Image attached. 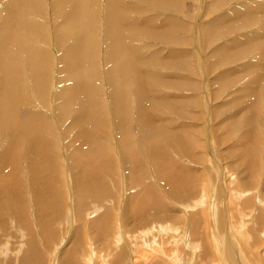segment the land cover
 Instances as JSON below:
<instances>
[{
  "label": "rangeland",
  "instance_id": "374dc122",
  "mask_svg": "<svg viewBox=\"0 0 264 264\" xmlns=\"http://www.w3.org/2000/svg\"><path fill=\"white\" fill-rule=\"evenodd\" d=\"M57 1L29 0L25 4H20L25 12L23 18L28 21L29 25L32 23L36 25V27L33 26L35 35L31 36V43L36 44L37 42L35 46L46 54L45 57L48 56L47 61L49 62L41 65L45 70L48 68L49 72L45 71L44 76L43 71L39 70L41 75L36 74L37 85H35L32 75L29 72L26 74V70H23L24 73L21 70L20 76L23 78L24 74V83L20 94L23 96L19 98L20 101L17 99L7 102L8 104L13 102L12 104L15 105L18 120L27 119L26 116L30 118L28 120L35 119L31 121L37 123V142H32V145H35L37 149L35 146L32 147L36 155L33 156L34 166L31 167L33 170L30 172L31 165L26 160V156H23L26 154L22 151L27 143L22 142L17 149H11L5 138H0V158L3 156L1 153L6 150L13 153L11 165H3L0 162L2 168L0 172V253H3L0 254V264H19L21 260L19 257L22 256L24 249L31 248L29 243H31L32 236L29 234L27 221L30 217L32 225L33 217L38 227L37 212H35L36 215L29 214L34 212L33 208L28 211L27 215L23 214V208L26 206V202H22L23 196L30 197L37 187L48 205V201L51 203L52 193H62V197L69 199L65 203L66 210L71 203L69 202L71 198L69 189L66 187L68 184L75 183L80 169L75 167L85 161V158H81L83 161L78 160L77 151H80L81 157L83 154L84 157L85 154L88 157L89 154L86 165L94 166L95 164V168L98 167L101 170L99 179H102L106 173L113 181L117 179L116 182H118L121 169H126V165L131 166L124 154L128 151L127 144L131 142L137 160L141 161L138 162L135 159L137 164H140L138 166L145 165L151 170H149L152 173L149 180L155 185L157 196L166 206L162 210L164 214L177 215L181 206L185 207L189 199L196 197L195 193L201 195L204 192L211 204H209L210 212L215 211L217 214L220 212L221 218L227 219V222L233 220L234 226L230 223L231 227L238 228L239 219L232 218L238 215L225 217L224 210L230 213L236 208L235 213L237 214L238 207L244 202L238 199L237 205L233 204L231 208L225 203L228 194L230 193L231 196L237 194V197L259 194L264 199V17L262 15L264 12L258 9L259 5H264V0H119L118 10L122 11L120 14L123 17L121 28L124 35H127L129 51L135 53L138 59L133 60V63L139 69L138 75L144 78L142 80L145 82L147 80L143 94L147 98L140 102L136 96L138 94L137 82L134 81L132 75H127L131 82L128 81L126 84L128 99H126L123 111L124 116L119 113L120 119L124 118L122 126H119L114 117L116 109L111 104V97L115 90L110 84L109 77L114 67L112 66L113 61L117 60L111 59L110 54L107 58L111 42L106 36L105 12L109 4L108 0H92L91 9L87 7L93 13L92 28H89L88 32L91 34L93 31L94 39L97 37L94 52L96 51V62H99L96 63L97 67L94 71L95 84H93L96 94L92 97V106H95L97 110L96 120L98 121L94 120L93 128L88 127L90 133L88 142L93 140L91 143L92 145L94 143L93 146L91 144L85 146V143L84 145L79 139H75V134L71 129L73 112L65 113L66 116L59 115L58 112L59 103L65 99L64 94L72 86V80H68L67 75L62 73L67 66L62 62V57L71 47L70 45L74 44L75 39L72 37L77 34L70 30V28L75 30L76 25L71 24L68 27L65 21L77 13V8L74 7L81 0L67 2L59 0L58 4ZM3 3H7V0H0L2 8L5 6ZM1 12L0 27L6 20H2L3 11ZM14 28H16L14 22L8 25L9 30ZM40 57L44 58L43 55ZM107 59L112 60L113 64L107 62ZM258 76L262 80L255 83L253 78ZM59 94H63V97H58ZM42 121L45 124H42ZM132 137L133 141H131ZM247 150L252 156L256 155L254 156L256 164H252L255 162L252 160L251 164L247 163L249 159L246 157L249 154ZM160 152L164 153L168 165L169 163L174 165V161L178 162L175 165L177 170L173 168L176 172L180 171L178 167L183 168V177L180 178L190 180L192 185L190 190L183 191L178 188L176 192L174 189L177 186L176 182L170 185L164 175L156 173L152 164H158L157 157L150 156L149 153L154 155ZM150 162L153 163L150 164ZM137 164L135 163L134 166ZM34 168H36V175L33 181L31 178L32 174L34 176ZM108 170L116 177L109 174L110 172L107 173ZM178 187H180L179 183ZM120 189L122 190V187ZM110 190L111 193L105 203L108 207L112 205V210H117V213L119 207L117 209L111 200L114 196L123 200L125 194L119 191L118 196L115 189L111 187ZM29 191L32 192L28 193ZM18 196L21 202L18 201ZM195 201L204 202L202 198ZM212 206L216 209L214 207L215 210H213ZM195 209L201 210L200 208ZM230 209L233 210L230 211ZM57 210H61V207ZM255 210L257 209L248 206V212L252 215L256 213ZM89 211L91 210L88 208L86 212L89 213ZM152 213L157 212L152 211ZM54 215L60 216L59 212H55ZM52 216L53 212L49 210L47 219L54 220L55 216L54 218ZM65 220L66 223L70 221L67 218ZM129 221L130 219L127 223ZM52 223L47 226V232L52 231L55 238H51L53 239L50 242L52 245L45 244L46 241L40 245L41 261L39 264H48L51 261L48 262L51 258L48 254L53 251L55 245H58L54 250L56 260L61 258V254L63 257L64 250L71 245V242L68 243L69 239L76 231L73 227L77 224L75 220L73 225H70V222L66 224L68 231L63 229L64 226H52ZM122 224L125 223L122 222ZM35 227L33 224L32 230L35 236L43 239L42 233H37ZM58 232L59 235L56 236L55 233L58 234ZM226 233L228 238V231ZM233 236L239 237L237 233ZM161 237H156V243L152 244L155 248L157 247V250L159 249V252H163L160 241L164 242L166 238L161 239ZM62 239L65 243L60 241ZM195 242L200 243L201 241L197 239ZM169 244V242L166 243L165 249L171 248L173 253H180L181 257L176 260L178 264L186 260L191 261L192 264H197L199 260L198 264H205L206 261L214 263L210 258L200 256V249L198 250L194 245L188 247L189 252L185 255L175 243ZM243 247L247 248V246ZM62 250L63 253H61ZM52 255L55 256L51 252ZM81 262L80 260L78 264ZM251 263L254 264V262Z\"/></svg>",
  "mask_w": 264,
  "mask_h": 264
},
{
  "label": "bare ground",
  "instance_id": "6f19581e",
  "mask_svg": "<svg viewBox=\"0 0 264 264\" xmlns=\"http://www.w3.org/2000/svg\"><path fill=\"white\" fill-rule=\"evenodd\" d=\"M27 1L29 0H7V3H3V5H5L4 8H2L1 6L2 4L0 5V12L3 11L2 20L6 19L3 22L2 26L0 27V38H2L0 39V138L1 139L5 138L7 144L10 146L9 148L11 149H17L22 144V142L27 143L22 151L26 154L23 156H26V160L31 165V166L29 165L31 172L33 170L31 167L34 166L33 156L35 154L33 153V151L35 150L32 148L35 145L33 146L32 142L34 143L37 142V132H36L37 123L35 124V122L31 121V120L35 121V119L28 120L29 118L28 116H26L27 119L18 120L15 112L16 111L15 105L12 104L13 102L10 104L7 103L8 101L10 102V100L12 101L18 99L20 101V99L23 96L22 94H20L24 83L23 70H26V74L29 72V74L32 75V81L35 85H37L36 83L37 81L35 77L36 74L38 73L40 74L39 70L43 71L44 76H45V71H48V68L45 70L44 66L41 65V64L45 65L47 62H49L47 61L48 56L45 57L46 54L44 52H41L39 48L35 46L37 42L36 44L31 43V36L35 35V28L33 26L36 27V25L34 23L29 25L28 21H26L23 18L25 12L24 9L20 7V4H25ZM62 1L67 2L69 0H62ZM58 2L59 0L57 1V4ZM118 2L119 0H108L109 6L106 9L107 11L105 10L106 11L105 19L107 24L106 36L109 38V41L111 42V44H109L107 58H108V54H110L111 59L117 60V61H113L114 65L112 66L114 67L113 68L111 67L112 69L110 71V77H109L110 84L115 87V88L113 87L115 93L111 97L112 99L111 104H113V108L116 109L114 110L115 112L114 117L117 119L119 126H122L124 124L123 121L124 118L120 119L121 117L119 116V113H121L124 116L123 111L125 109V103L127 101L126 99H128L126 97L127 96L126 87H128L126 84L128 81H130V79L127 75H132L134 81L137 82L136 85H137L138 94L136 96H137V100L140 102H142L144 98H147L145 95H143L147 80L146 82L145 80H142L144 78H141L138 75L139 69L133 63V60H138V59L137 57H135V53H131L129 51L130 49L127 45V39H126L127 35L126 34L124 35V31L121 28L123 17L121 15L122 11L118 10ZM91 4H92V0H81L80 2H78L77 6L74 7L77 8V13L69 17L68 20L65 21V24L68 27H70L71 24L76 25L75 30L72 28H70V30L72 33L77 32V34L74 37H72L75 39V40L73 39L74 41L72 40L74 44L70 45L71 47L65 52L66 54L62 57V62L67 66L66 68H64L65 66L61 67L64 68L62 73L64 72V74L67 75L68 80H72V86L71 87L69 86L70 88H68V91L66 92V94H64L65 99L62 100L58 105L59 115L62 114L64 116L65 113L67 112L74 113L71 129L75 134V139H79L81 142H83V144L85 143L86 144V145L84 144L85 146L93 142V140H90L88 142L89 140L88 138L90 137L88 127L91 128L92 126H94L95 121H98L96 120L97 110H95V106L94 107L92 106V97H94V95L96 94V88H94L95 87L94 71L97 67L96 66L97 57L95 55L96 51L94 52V47H95V39L97 37L94 39L93 31L91 34H89L88 32L89 28H92L91 25L93 23L92 22L93 13L87 9V7L89 8L91 7ZM258 9L261 12H264V5H259ZM262 15L264 17L263 13ZM12 22L16 24V28L9 30L8 25ZM9 28H11V26ZM41 55H43L44 58L40 57ZM107 62L111 63L112 60L107 59ZM86 63L89 65H87ZM21 70L23 71L22 73L23 78L20 76L22 72ZM257 71L259 70L257 69ZM254 78L253 81L255 83L260 82L262 80V78L259 76L256 77L255 79ZM24 81L26 83V80ZM249 93L251 94V92ZM61 96L63 97V94L58 95V97ZM13 112H15L14 113L15 115H13ZM65 118L67 119V117ZM41 123L45 124L44 121H42ZM131 141H133V137ZM122 143H120V145ZM93 145L91 144V146ZM132 145H133L132 142L131 144L130 143L127 144L128 151L124 150L125 151L124 154L126 156L125 159H127V161L130 163L131 166L126 165V169L124 168L121 169L122 171H120V174L118 175L119 178L118 182H116L117 179L113 181L111 179V176H107L106 173L105 175H103L104 178L102 177V179H99L100 177L99 174L101 173V170L98 167L95 168V164L94 166L86 165L87 164L86 159L90 157L89 154L88 157H86V154L85 157L84 154L83 157H81L82 155H80V151H77L79 153L76 154L78 160L83 161L81 160V158H85L84 161L85 164L83 162V164L80 163V165L78 164V166L75 167V168L77 167L80 168L78 171L79 176L77 177V180L75 181L74 184H70V185L68 184L67 186L69 188L66 187L67 189H69L68 191L71 197L69 201L71 202L70 207L69 208L67 207L68 209V210L66 209L67 211L65 210L66 208L65 203L66 201L68 202L69 199L67 198L65 199V197H62V193H57V194L52 193L53 196L51 199V203L50 201H48V205L47 202L44 201V198H42L40 189L37 187L36 190L33 191V193L30 195V197L29 196L24 197L23 195H21L23 196L24 199L22 202L23 203L26 202V206L23 208V212H24L23 214L27 215L28 211L34 208V212L29 214L34 215L35 212H37L38 227L36 225L37 224L36 221L33 220L32 216H31L32 225L30 223L31 220L30 217L28 218V221L26 220L28 222L27 227L29 230V234H31L30 236H32V238L30 239L31 243H29L31 248L26 247L24 249L22 256L20 255L21 257H19L21 258L20 261L18 260L19 264H39L41 261L40 245L45 241L47 242V243L45 242V244H49L55 238L54 237L55 235L54 236L52 235L54 234L52 231L47 232V226L48 225L50 226V224L54 221V223H52V226L54 225H57L59 227L64 226L63 229L66 231L67 230L66 224H69L70 222V225H73L74 220L77 223L73 225L76 231L72 233L69 239L68 243L71 242L70 243L71 245L64 250V254H63L64 256L62 257L61 254V258L63 259L57 258L56 260V252L54 250H56L55 247H57L58 245H55L53 251H51L52 249L49 247L50 251L53 254H55V256L53 255L51 256V252L49 254L47 253L51 257L50 259L47 258L48 262L51 260L48 264H78L80 260L82 261L80 264H178L176 260L178 259V257L179 258L181 257L180 253L179 254L173 253V249L171 248L165 249V245L167 242H169L170 244L175 243L180 249V251L185 255H187L189 252L188 247L194 245L196 248H198V250L200 249V253H199L200 256L208 257L210 258L211 261H214V263L210 261H206L207 264H249V263L252 264L251 262H254V264H264V220H263L264 199L260 197L259 194L258 195L253 194L249 197L246 196L237 197V194H235V196H231L230 193L228 194V198L225 201V203L231 208H233V204L237 205L238 199L240 200V202L242 203L244 202L242 205L238 207L237 214L235 213L236 208H234V212H230V213H226L229 211L224 210L225 217L229 215L230 218L231 215L232 216L234 214L238 215L237 217L235 216L232 217L234 220L239 219L238 228L231 227V225L234 226V224L232 223L233 220H229L227 222V219L221 218L220 212L219 214L215 213V211L210 212L209 207L211 204L209 203V199L207 200V197L204 192L201 195L195 193L196 197L189 199L190 201L187 203L185 207L181 206L183 207V209L180 207V210L179 211L177 210L178 211L177 215L167 216L166 213L164 214L162 212V210L166 208V206L164 205L163 202H161V199H159V197L157 196L158 192L156 188H154L155 185H153L152 181L149 180L151 178L150 175L152 174L151 172H149L150 168L146 167L145 165L141 167L138 166L139 163L137 164L136 162L137 158L134 154L135 149ZM122 147L120 149H122ZM35 148L37 149L36 146ZM249 150L246 151L247 154L249 153L248 152ZM1 154H3V156L0 158V162H2L3 165H7V164L11 165V162L13 161V156L11 155H13V153L6 150ZM149 154L150 156L157 157L158 164L155 163V161H154L155 164H152L153 162L152 163L150 162V164H152L154 169H156L155 170L156 173H158V175L161 176L164 175L167 182H170V185L171 184L173 185L172 182L174 183L176 182L177 186L176 188H174L176 192L178 188H181L183 191L190 190L189 188L192 187L190 180L188 178L186 179L180 178L181 176L183 177L182 174V171H184L183 168H181V166L180 168L178 167V169L180 170L179 172H181V174L175 171L177 170V168H175L177 166L175 165L178 162L176 163L174 161V165L171 163H169L168 165L164 153L161 152L156 154L154 153V155L151 153ZM254 156L256 155L253 154L252 156L250 153L248 154V156H246L249 158L248 159L249 161L247 160L248 164L252 161H255ZM135 163L137 164L138 168L136 165L134 166ZM253 163L256 164L257 161L252 162V164ZM173 168H175V170ZM1 171L2 168L0 165V172ZM106 171L107 170H105V172ZM113 171L115 172V170ZM109 172L110 170H108L107 173ZM170 173L174 175H169ZM109 174L113 175L111 172ZM35 175H36V168H34V176L32 174V178H31L33 181L35 180ZM191 180L193 181V179ZM178 183L180 187H178ZM111 187L112 189H115V193L117 192L116 193L117 195L119 191H122V194H125V198L123 200L121 199L119 200L116 198V196H114L115 195L114 191L112 192L114 198L112 196L113 200L111 201L115 203L117 209L119 207L118 209L119 212L117 213H116L117 210L116 211L112 210L111 208L112 205L108 207L105 203L106 200L109 198L108 195L111 193L110 190ZM120 187H122V190L120 189ZM206 188L204 189L206 190ZM210 189L212 190V188ZM228 190H223V191L227 192ZM30 192L32 191H29L28 193ZM244 192L247 193L245 190ZM19 198L20 197L18 196V201L21 202ZM200 198H202L204 202L195 201V200H199ZM59 206L61 207V210L56 211L57 208H60ZM87 206L89 210H91L89 211V213L86 212V210L88 209ZM248 206L257 209L255 210L256 213L252 215L251 212H248ZM214 207L212 208L213 210L216 209V207L215 209ZM99 208L101 209V211ZM195 208H200L201 210H196ZM20 210L21 209H19V211ZM49 210L53 212V216H55L54 220L52 218L51 221L50 218L47 219V212H49ZM232 210L230 209V211ZM152 211L154 213L155 212L157 213L153 214ZM55 212H59L60 216L54 215ZM64 212H65V216H64ZM66 218L70 220L67 221V223L65 222ZM128 219H130V221L127 223ZM122 222H124L125 224L123 225ZM226 222L229 225H227ZM33 224H35L36 226L35 227L37 230L36 232L42 233L41 237H43V239L39 238L40 239L39 240L37 236H35L36 234H34L32 230ZM55 231L57 232V230ZM226 231H228V235H229L228 238L226 236L227 235ZM242 231L243 233H241ZM235 233H237L239 237L238 236L234 237L233 235ZM55 234L57 236L59 235V232L58 234L57 233ZM168 234L170 235L167 236ZM85 236H87L88 239ZM160 236H162L163 238L167 236L164 239V242L161 240L162 237L160 239L161 240L160 242L163 246V252H159L158 251L159 249L158 250L156 249L157 247L155 248L154 246H152V244L156 243L155 238ZM197 239H199V241L201 242L200 243L195 242ZM56 241L58 242L57 239ZM60 241L64 242L63 239ZM53 242L55 243V241ZM63 242L61 243L63 244ZM191 242H193V244H191ZM225 242L226 244H224ZM50 244L52 245V243ZM149 246L152 247L148 248ZM243 246H247V248ZM61 253H63V250ZM195 258L197 259V256ZM182 264H192V263L191 261L186 260Z\"/></svg>",
  "mask_w": 264,
  "mask_h": 264
}]
</instances>
